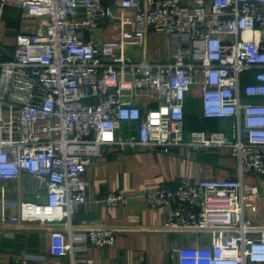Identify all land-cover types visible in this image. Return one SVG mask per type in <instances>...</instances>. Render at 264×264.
Listing matches in <instances>:
<instances>
[{
    "label": "built area",
    "instance_id": "2783aa9c",
    "mask_svg": "<svg viewBox=\"0 0 264 264\" xmlns=\"http://www.w3.org/2000/svg\"><path fill=\"white\" fill-rule=\"evenodd\" d=\"M8 8L19 19L10 42L0 40V179L26 173L44 194L2 214V233L39 226L55 255L110 246L116 229L72 223L87 201L86 169L104 146L224 147L238 177H182L148 189L144 201L167 208L163 230L207 235V246L180 252L181 264H264V225L244 214L257 187L247 193L241 181L244 172L264 178V0H0V33ZM152 32L169 37V56L132 57ZM195 83L197 118L228 119V131L186 130ZM124 198L117 189L104 201Z\"/></svg>",
    "mask_w": 264,
    "mask_h": 264
},
{
    "label": "crops",
    "instance_id": "0c3cea01",
    "mask_svg": "<svg viewBox=\"0 0 264 264\" xmlns=\"http://www.w3.org/2000/svg\"><path fill=\"white\" fill-rule=\"evenodd\" d=\"M15 22L5 20L1 41L10 42L13 32L7 29L15 26ZM109 26L110 30H107ZM111 27L110 22L103 26L105 37L114 33ZM130 53L135 59L143 56L166 58L170 54L169 37L162 32H152L143 47L132 46ZM200 94V84H193L185 104L186 130L228 131V119L195 118L200 111ZM101 151L86 169L87 201L77 208L72 223L82 228L92 225L112 227L117 230L114 244L89 246L73 255H55L50 252L47 230L35 225H17L13 237L5 236L0 229V264H21V259L27 255L32 257L30 264H84L87 258L92 259V264H181L188 261L180 259V252L208 245L206 234L163 230L161 226L166 220L167 208H149L143 194L161 184L174 185L182 177L193 180L238 177L237 161L229 155L227 148L192 149L182 145L172 152H163L104 146ZM241 181L243 191L247 193L252 186L257 187V197L245 201L244 214L264 225V178L244 172ZM117 189L124 191L125 198L116 206H108L104 201L106 194ZM43 194L39 180L26 173L16 180L0 179V216L16 214L21 202L35 200L36 195Z\"/></svg>",
    "mask_w": 264,
    "mask_h": 264
},
{
    "label": "rangeland",
    "instance_id": "374dc122",
    "mask_svg": "<svg viewBox=\"0 0 264 264\" xmlns=\"http://www.w3.org/2000/svg\"><path fill=\"white\" fill-rule=\"evenodd\" d=\"M19 19V15L17 13V11L13 8H8L6 10V15H5V20H18ZM30 20H35V19H30ZM108 29L107 30H110V26L107 27ZM136 47V46H135Z\"/></svg>",
    "mask_w": 264,
    "mask_h": 264
},
{
    "label": "trees",
    "instance_id": "16d2710c",
    "mask_svg": "<svg viewBox=\"0 0 264 264\" xmlns=\"http://www.w3.org/2000/svg\"><path fill=\"white\" fill-rule=\"evenodd\" d=\"M195 118L197 119V116L195 115Z\"/></svg>",
    "mask_w": 264,
    "mask_h": 264
}]
</instances>
